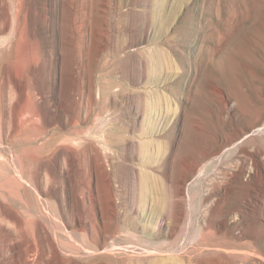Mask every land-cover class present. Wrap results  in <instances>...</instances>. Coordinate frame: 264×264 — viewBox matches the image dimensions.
<instances>
[{"label":"rangeland","instance_id":"1","mask_svg":"<svg viewBox=\"0 0 264 264\" xmlns=\"http://www.w3.org/2000/svg\"><path fill=\"white\" fill-rule=\"evenodd\" d=\"M83 258L264 264V0H0V264Z\"/></svg>","mask_w":264,"mask_h":264},{"label":"bare ground","instance_id":"2","mask_svg":"<svg viewBox=\"0 0 264 264\" xmlns=\"http://www.w3.org/2000/svg\"><path fill=\"white\" fill-rule=\"evenodd\" d=\"M149 114H150V112H149ZM151 115H153L152 113H151ZM168 115H171V113L170 112H168ZM112 134V133H111ZM115 135H117V134H115ZM115 139V138H114ZM145 155V159H144V161L146 162V163H151L152 161H154L159 155L156 153L155 155H153L152 153H150V152H147V153H145L144 154ZM151 176H149V175H146L145 176V179H149ZM156 214V213H155ZM216 228V227H215ZM85 249H87V248H85ZM108 250V249H107ZM111 249H109L108 251H110ZM112 251V250H111ZM102 253V252H101ZM100 253V254H101ZM113 253V252H112ZM111 253V254H112ZM186 255H188V251H185L184 252ZM183 253V254H184ZM97 255V253H96V251L95 250H87L86 252H85V256H86V260H87V262L88 261H93L94 259H95V256ZM105 255H106V253H105ZM153 255V254H152ZM84 258H83V260L82 261H80V263L79 264H83V261L85 260ZM104 259V258H103ZM214 261L215 260H213V263H214ZM221 262H222V260H218V262L216 263V264H221ZM105 264H112V262L111 261H107V263H105Z\"/></svg>","mask_w":264,"mask_h":264}]
</instances>
